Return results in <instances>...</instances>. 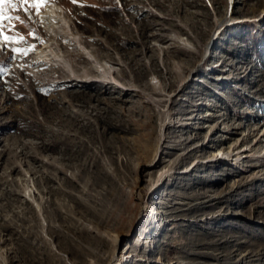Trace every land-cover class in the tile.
I'll return each mask as SVG.
<instances>
[{
  "label": "rangeland",
  "instance_id": "374dc122",
  "mask_svg": "<svg viewBox=\"0 0 264 264\" xmlns=\"http://www.w3.org/2000/svg\"><path fill=\"white\" fill-rule=\"evenodd\" d=\"M48 3L89 46L70 56L79 69H92L93 51L135 90L35 64ZM26 6L0 5L20 17L3 21L4 35L25 37L0 48V264H110L128 243L127 264H264V0ZM229 151L233 161H210ZM170 160L172 176L150 188ZM140 190L146 216L133 227ZM120 193L133 208L124 220ZM153 208L163 223L148 219Z\"/></svg>",
  "mask_w": 264,
  "mask_h": 264
},
{
  "label": "bare ground",
  "instance_id": "6f19581e",
  "mask_svg": "<svg viewBox=\"0 0 264 264\" xmlns=\"http://www.w3.org/2000/svg\"><path fill=\"white\" fill-rule=\"evenodd\" d=\"M229 13L227 14V18L223 17L217 22L216 24L217 30L222 28L228 22H230ZM40 19L45 29V32L47 33L48 39L43 44V46H41L38 49L36 55L34 56V60L32 61L35 62V64L52 62L53 66H57L59 68L61 67L69 71V73H71V76H75V77L76 76L82 77L86 74H94L95 72L96 74L98 73V77L102 79L103 82L107 83L108 86L115 85L118 87L122 85L125 88H130V89L135 90L134 87L130 86L129 84L123 83V81H121L123 75L121 74V72H118L116 68L114 67V64L116 63H112V65L110 66L107 65L106 63H103L98 58V55L96 56L93 51L89 52L90 57H91L90 63L92 64V69L91 70H81L78 68L77 64L71 59L70 56L72 55V53L79 55V52L77 53L76 51V48L78 49V46H76V44L81 45V47L84 49V51H86V53H87V49L89 50V46L87 42L84 41L81 37H77L79 35L78 30L70 21L69 14L63 8H61L58 4L48 3L45 10L41 12ZM209 46L210 45H208V47ZM166 87L167 85L162 86L161 88L155 85L154 93H163V91L166 90ZM144 97L146 100H151L153 102H159L153 96H151L150 94L146 92L144 94ZM170 99H172V97ZM156 108L159 109V106L156 105ZM161 111H162L161 112L162 115H165L166 118H170V119L172 118V114L170 110L165 109ZM164 140L166 139L162 136L161 141L157 145V149L155 153H153L154 156L152 158V162L148 164L149 166L146 165L145 167H150V166L152 167L157 163V158L160 154V149L163 146L162 142ZM258 141L260 140L258 139ZM247 150L248 148L243 149V151L240 153V157H242V154L246 153ZM225 153L227 154L224 155L223 153V155H220V152L214 154V157L210 159V161L226 160L227 156L229 158L228 159L229 161H233V157L237 156L236 154L234 155L230 151L225 152ZM175 165H176V161L170 160V164H168L169 169L163 171L160 177L157 180H155L153 184L150 185V188L156 185L157 182H160L163 179L169 178L170 176H172L170 171L174 169ZM183 172H188V171H183ZM158 186L159 185L155 186L152 190H157ZM121 193L117 195L116 197L114 213L115 215L119 217V219L124 220L125 214H127L133 208L129 202L122 199ZM134 199L137 200L136 202L137 211L135 214V221L133 220V224H132L133 227L139 224L142 221V219H144V217L146 216L144 212L146 208L140 204V202L143 199V193L141 192V190L135 194ZM157 203L162 204L164 203V201H157ZM149 212L151 214L148 215V219L153 224H156V223L161 224L165 221L166 214L164 211L159 210V208L158 209L153 208L151 211L149 210ZM133 230L131 227L127 232L119 233L116 236V239L113 240L114 247L118 249L121 240L130 236ZM136 248H137L136 244L135 246H133L132 244L128 243L126 249L123 251V254L119 255L117 259L113 261L115 263L111 262L110 264H127V262L131 261L134 258L135 256L134 251H136Z\"/></svg>",
  "mask_w": 264,
  "mask_h": 264
},
{
  "label": "snow or ice",
  "instance_id": "6c2138e0",
  "mask_svg": "<svg viewBox=\"0 0 264 264\" xmlns=\"http://www.w3.org/2000/svg\"><path fill=\"white\" fill-rule=\"evenodd\" d=\"M19 3L20 5H27L26 7L23 8V11L27 14L29 13V11L35 7L37 13L39 12V7L38 5H42V4H45L48 2V0H0V5H4L5 3H11V4H15V3ZM72 3H77L78 0H71ZM5 19H8L9 21H11L12 19H16V20H20V17L17 16V17H4L2 12H0V48H4V47H7V45L12 42H16L17 39L21 42H23L25 40V37L23 36H19L18 38L17 37H14V36H5L4 35V32H3V28H4V24H3V21ZM23 22V21H21ZM31 34V33H30ZM34 49V46L33 47H30L28 49H18V48H12V51L15 52V53H20V54H23V55H27L28 51H31ZM14 58V57H13Z\"/></svg>",
  "mask_w": 264,
  "mask_h": 264
}]
</instances>
